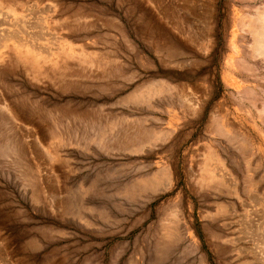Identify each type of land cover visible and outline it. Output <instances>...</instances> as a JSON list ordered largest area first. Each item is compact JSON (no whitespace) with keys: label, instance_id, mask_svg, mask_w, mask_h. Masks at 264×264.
Here are the masks:
<instances>
[{"label":"rangeland","instance_id":"obj_1","mask_svg":"<svg viewBox=\"0 0 264 264\" xmlns=\"http://www.w3.org/2000/svg\"><path fill=\"white\" fill-rule=\"evenodd\" d=\"M0 1V264H264V0Z\"/></svg>","mask_w":264,"mask_h":264},{"label":"bare ground","instance_id":"obj_2","mask_svg":"<svg viewBox=\"0 0 264 264\" xmlns=\"http://www.w3.org/2000/svg\"><path fill=\"white\" fill-rule=\"evenodd\" d=\"M2 5L3 3L2 1H0V6ZM254 36L257 42L255 52L257 54L264 55V11L261 13V18L256 19V22L254 24ZM9 48L16 52L22 60H28L34 65H38L42 61H55V55L51 51L49 54L41 53L40 51L35 49L32 42L27 40L25 41L21 35L19 36V34L14 32H8L0 36V51L2 49ZM248 163L249 162H247V165ZM206 166L207 165H204V170L206 169L211 173L212 180H218V175L216 174V172ZM248 179L249 178H247V180Z\"/></svg>","mask_w":264,"mask_h":264}]
</instances>
